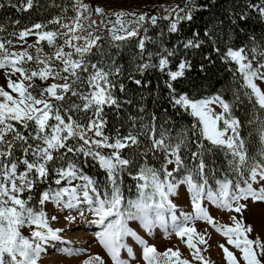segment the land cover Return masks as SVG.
<instances>
[{
    "label": "snow or ice",
    "instance_id": "1",
    "mask_svg": "<svg viewBox=\"0 0 264 264\" xmlns=\"http://www.w3.org/2000/svg\"><path fill=\"white\" fill-rule=\"evenodd\" d=\"M7 3L19 12L31 9L34 0H21L19 7L12 0ZM89 8L82 0H74V16H54L46 24L32 23L9 34L25 42L26 37L34 36L35 42L28 48H35V58L27 48L10 51L14 40L0 38V70L6 81L0 85V264H40L49 245L71 243L62 236L64 229L52 226L60 217L49 214V204L61 212L75 211L81 219L90 216L88 222L98 226L94 236L104 256L90 253L79 264H211L202 255L210 245L205 238L207 228L197 231L200 221L224 238L218 243L224 264H264V239L258 234L252 237L253 225L244 217L245 212L257 208L264 215V41L257 46L255 37H249L251 48L225 43L221 54L205 31L220 59L235 66L228 70L236 87L232 101L219 93L197 99L176 93L172 85L191 64L181 59L175 70L169 69L168 58L174 52L168 49L147 52L145 58L150 37L140 36L139 31L147 33L146 23L156 25L158 19L169 20L175 13L168 30L176 32L180 21H192L193 13L206 5L185 0L183 8L166 9L162 17L111 12L115 19L105 28L106 45L105 36L92 29L95 20L87 29L82 23L92 14ZM67 11V6L61 9L64 14ZM92 11L102 17L105 14L99 6ZM256 11L264 19V4ZM48 25L57 27L46 30ZM57 40L62 42L57 44ZM133 40L140 57L135 71L143 76L149 69L162 73L167 69L170 102L193 118L190 128L175 137L163 126L157 131L155 115L151 123L141 122L138 131L129 117L133 128L126 134L121 135L119 129L112 136L105 134V106L118 110L115 90L118 86L120 92L125 91V84L118 79L122 66L105 47L119 49ZM41 41L54 51L43 54L38 47ZM184 46L199 48L201 40L194 33ZM93 56L98 59L93 61ZM154 57L156 63H152ZM33 61L35 68L27 66ZM127 79L142 86L131 74ZM241 97L251 107L246 121L251 131L246 138L241 136V120L233 113ZM141 137L146 140L143 148ZM129 149L132 153L126 155ZM213 149L222 152L226 162L220 178L216 161L211 159ZM89 160L102 171V180L84 170ZM125 174L135 187L132 195L133 185L129 186L127 198ZM180 186L186 188L190 211L173 202ZM213 206L226 211L230 223L215 219L209 212ZM63 219L72 222L76 216ZM138 229L149 236L156 229L165 238L174 235L186 246L188 255H182L179 247L158 250ZM129 239L139 247V257ZM59 251L75 256L85 249L59 247Z\"/></svg>",
    "mask_w": 264,
    "mask_h": 264
},
{
    "label": "trees",
    "instance_id": "2",
    "mask_svg": "<svg viewBox=\"0 0 264 264\" xmlns=\"http://www.w3.org/2000/svg\"><path fill=\"white\" fill-rule=\"evenodd\" d=\"M20 2L21 0H12V3L17 7L20 6ZM59 3L61 0H34L31 9L17 12L15 8L8 5L7 0H0V4L4 5L0 7V25L5 28V31L0 32V38H11L14 40L13 45L16 46V43H20V41L9 34L13 31L18 33L26 26L30 27L32 23L46 24L52 17L62 16L61 9L64 6ZM184 3L185 0H175V7L183 8ZM197 3L206 5V8L195 11L192 21H180L176 32L168 30V25L174 19L175 13L169 20L158 19L156 25H152L150 22L146 23L144 26L148 29L147 33L139 31L140 36L150 37L146 41L147 51L144 56L147 58V52L155 53L161 49H168L174 52V55L168 58L169 69L175 70L181 59H185L191 64V67L185 70L183 77L172 82L176 93H187L190 97L197 99L219 93L226 100L232 101L236 85L233 84L232 73L228 69L235 66L226 64L220 59V55L213 50V44L205 37L204 33L208 31L211 34L212 40L216 41V47L220 49L221 54L225 50V43L234 47L247 45L251 48L252 43L249 41V37H255V43L259 46L264 41V19L260 18L256 9L264 4V0H197ZM159 16L162 17V15ZM241 16H244L245 19L241 20ZM13 21H19V24L16 25ZM194 33L201 40V46L185 48V43L189 39H193ZM106 42L107 38H105V45ZM135 43L136 41L133 40L131 44L119 49L109 50L107 46L105 47V51L109 52L115 62L122 66V75L118 79L125 84L124 92H120L117 86L114 93L120 102L119 109L117 110L114 106H105L107 120L105 134L112 136L117 129L121 135L126 134L130 128H133V122L129 121V117L133 118L134 130L138 131L141 122L151 123V117L155 115L157 131L163 126L170 135L175 137L179 132L190 128L193 118L183 109L174 108L170 102L169 89L165 84L168 79L167 69L163 73L158 69H149L143 76L135 71V64L140 61ZM38 47L43 49V54L49 53L46 42H40ZM25 48L34 58L36 57L35 48H28V44L23 47V49ZM97 59L98 57L93 56V61ZM152 63H156L155 57ZM201 65H203V70H201ZM27 66L36 67L34 61L29 62ZM129 74L134 79H140L142 86H137L128 80ZM250 111L251 107L247 101L243 100V97H241V102L233 107L234 115L242 122L241 136L245 138L251 131V128L246 125ZM140 139L141 148H143L146 146V140L144 137ZM205 143L207 145V142ZM192 150H195L194 146ZM131 153L132 150L129 149L125 154L131 155ZM213 153L211 159L216 161V167L219 169L217 178H220V171H224L226 162L223 153L218 149H213ZM149 162L152 163L151 159ZM84 170L96 179H103L102 171L98 166H93L90 160ZM210 183H212L211 180ZM130 185H132V181L125 174L124 187L127 188Z\"/></svg>",
    "mask_w": 264,
    "mask_h": 264
},
{
    "label": "rangeland",
    "instance_id": "3",
    "mask_svg": "<svg viewBox=\"0 0 264 264\" xmlns=\"http://www.w3.org/2000/svg\"><path fill=\"white\" fill-rule=\"evenodd\" d=\"M73 2H74V0H61V3H59V4L61 6H64V7H66V6L68 7L67 13L66 14L63 13L62 16H66V17L74 16V13L72 12V9H71V4ZM82 2L86 3L90 6L89 11L92 13L88 20L82 21L85 29L88 28V25L91 23L92 20H95L96 23L94 25H92V29H94L100 35L105 36V38H107L106 32H105L106 26H111L109 21H113L115 19L114 17L109 15V13H111V12L119 11V10H125V11H129V12L135 11L137 13L145 12L148 15H158V16L162 15V16H164L166 14V11H165L166 9H172L175 7V0H82ZM97 6L105 9V14L103 17L100 15H97L94 11H92ZM84 15H87V13H84ZM129 19H131V18L129 17ZM102 21H103V23H102ZM64 22H67L66 18H65ZM56 27L57 26H55V25H53V26L48 25L46 30H49V29L55 30ZM25 40H26V42L20 41V43H16V46L12 45L9 48V50L10 51H12V50L20 51L23 49V47L26 44H30V43L34 42L35 37L34 36H28L25 38ZM41 42H46V41H41ZM61 42L62 41L57 40V44H59ZM48 48H49L48 54H51L54 51V48L49 47V46H48ZM12 78L15 79L16 77L13 76ZM36 83L39 84L40 81L37 79ZM5 84H6V81H5L4 76H3V70H0V85H5ZM215 110L220 111V109L218 107H216ZM132 185H133V182H132ZM128 189H129V187H127V188L124 187V195L126 198L129 196V190ZM131 194L135 195L134 185L131 188ZM172 199H173V202L176 203L179 207L183 208L185 211H190V201L188 199L186 188L184 186H180L178 188V198L172 197ZM46 210L49 212L50 215L51 214H57L60 217V219H58L57 221L52 222V226L62 228V229H64V231L74 232L79 228L83 229L84 226H87L88 228H84L83 230H87L91 234H93L95 229L98 228L96 225L88 222L92 219L90 216H87L86 219H81L75 211L70 212L68 209H64L61 212L59 210L54 209V207L51 204L47 205ZM209 212L219 222L230 223L228 213L226 211L217 210L213 206V207L209 208ZM70 215L76 216V220L69 222V221H66L63 219L64 216H70ZM244 217H245L246 223H251L253 225L252 237H255L258 234V235H260V237L262 239H264V215H261L260 210L257 208L254 212H245ZM202 223L204 224L205 222L200 221V222L196 223L197 231H200V230L206 228V227L204 228V226H202ZM199 224H200V226H199L200 228H198ZM207 226H209V225H207ZM210 228L212 230H214L211 226H210ZM138 231L142 236H144L145 239L148 240L149 243L154 244L157 247V249L160 251H164L168 247H173L174 249L176 247H179L178 244L176 243V241L174 240L177 237L175 238V236L173 235L169 238H165L163 233L159 229L154 230V234L152 236H149V235H147V233H144L142 229H138ZM207 231H208L209 235L206 236L205 238L208 241V245H209V244H212V242H213V238H212L213 234L211 232H209L208 229H207ZM25 234H27V233H25ZM62 235H63V233H62ZM209 237L211 240L209 239ZM172 238H173V240H171ZM221 238H223V237H221ZM223 239H222V242H220V243L224 242ZM128 242L133 245L134 251L136 252L137 256L139 257V251H140L139 247L137 245H135V243L133 241H131L130 239ZM156 242L160 243V244H157ZM59 247H63V245H58V247L56 246V248H58V249H59ZM67 247H79V245L76 243H73ZM229 247H231V246H229ZM82 248L85 249V252L80 254V255H75V256H68V255H66L60 251V257H59L60 261L58 260V262L50 263V264H79V261L82 260L83 258H85L90 253H99L100 255L104 256V252H103L102 248L98 245V243L96 241L92 242V243L85 242V244L83 245ZM179 248H180L182 255H185V256L188 255V250L183 243H182V247H179ZM48 252H50V250H48ZM122 255H124L126 258V254H122ZM202 255L205 256L206 260H209L208 255L206 254L205 251L202 253ZM222 256H223V253L221 255V258H222ZM48 262L49 261L46 260L44 256L41 257L40 264H49ZM213 262L214 263L211 262V264H221L218 260H214Z\"/></svg>",
    "mask_w": 264,
    "mask_h": 264
},
{
    "label": "bare ground",
    "instance_id": "4",
    "mask_svg": "<svg viewBox=\"0 0 264 264\" xmlns=\"http://www.w3.org/2000/svg\"><path fill=\"white\" fill-rule=\"evenodd\" d=\"M199 226H200V224L198 225V228H200ZM202 226H204V228L206 227L209 230V232H211L213 234V237H212L213 238V242H212V244H209L210 246L207 247V249L205 251L206 254L208 255L209 261L214 263L213 262L214 260H218L221 264H224V262L222 261V258H221L222 250H220L218 248V243L222 242L223 238H221L218 233H216L214 230H212L210 228V226H207L206 223H204V224L202 223ZM84 228H88V227L84 226ZM83 229L79 228V229H77L74 232H72V231L71 232L70 231H64L62 236L64 237V239L66 241H70L71 242V243H69V245L73 244V243H76V244L79 245V247L82 248L83 245L85 244V242H88V243L95 242L94 241L95 240L94 233L96 231H98L99 228L95 229L93 234H91L89 231L83 230ZM171 240H173V238ZM174 240L176 241V243L178 244L179 247H182V243L180 242V240L178 238H176ZM157 244H160V243H157ZM69 245L68 244H64L63 247H67ZM48 250H50V252H48ZM41 255L44 256L45 259L49 261L48 262L49 264L50 263H56V262H58V260L60 261V258H59L60 257V251H59L58 248H56V246H53V245H49L47 250L45 252H43Z\"/></svg>",
    "mask_w": 264,
    "mask_h": 264
}]
</instances>
